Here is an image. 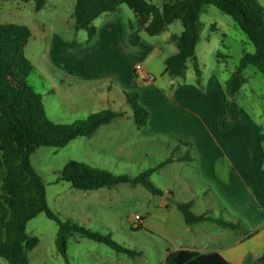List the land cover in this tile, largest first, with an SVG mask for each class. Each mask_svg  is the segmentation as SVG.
<instances>
[{"label": "rangeland", "instance_id": "obj_1", "mask_svg": "<svg viewBox=\"0 0 264 264\" xmlns=\"http://www.w3.org/2000/svg\"><path fill=\"white\" fill-rule=\"evenodd\" d=\"M150 1L160 4L166 0ZM258 1L264 5V0ZM74 3L75 0H45L44 7L39 11L34 9L33 1L0 3L1 24L23 25L31 32L24 55L34 72L27 81L41 95L45 114L50 121L68 125L103 110L123 114L99 127L90 137L76 138L62 148L40 147L29 156L30 166L45 186L47 205L61 221L74 222L96 234L108 235L120 246L139 253L132 256L118 253L104 244L74 233L67 240V264H161L166 253L174 250L176 245L194 243L202 246L220 240L225 245L234 239L236 233L244 234L246 230L240 225L238 231L223 229L221 238L213 233L198 237L195 232L197 224L194 223L187 225H190L195 236H187L183 231L186 226L181 221L182 214L172 209L165 211L158 208L161 198L139 184L121 183L111 188L83 191L58 180L62 168L70 161L112 175L134 177L155 167L159 160L170 155L169 151L160 149L148 140L144 129L135 126L131 108L121 92L114 88L118 85L111 76L97 71L86 54L76 59V65H71V54L84 51L87 43L86 32L74 29ZM115 13L111 19L118 18L122 23L129 20L137 26L133 14L125 6H120ZM108 15L94 20L93 25L98 33H105L108 28L110 19L107 17H111ZM181 31V24L176 21L166 27L159 37L162 39L165 33L179 35ZM113 33H123V30L115 28ZM198 33L195 53L203 74L215 71L220 79L227 80L228 73L236 69L240 58L253 52L252 44L233 19L212 5L203 6L198 17ZM188 67L186 76L190 77L192 70L189 64ZM149 68L155 73L162 65L153 59ZM151 76L159 80L158 76ZM242 76L245 84L233 99L243 110L242 115L264 125V77L250 65L244 68ZM196 86L201 87V83ZM182 151L172 154L177 157ZM148 181L159 190L169 184L177 200H182L183 195H197L193 213L200 210L201 213L206 212L205 216L215 214L220 220L236 224L226 214L216 213L210 205L202 202L200 191L203 187L196 176L195 166L167 167L152 172ZM205 208L210 211H205ZM135 215L142 221L134 222ZM56 232V224L43 213L27 222L25 234L38 241L37 246L28 253L29 264H65L56 252ZM247 236L250 237L251 233H247ZM258 258L250 254L243 262L249 260L248 264H256ZM0 264L6 262L0 258Z\"/></svg>", "mask_w": 264, "mask_h": 264}, {"label": "trees", "instance_id": "obj_2", "mask_svg": "<svg viewBox=\"0 0 264 264\" xmlns=\"http://www.w3.org/2000/svg\"><path fill=\"white\" fill-rule=\"evenodd\" d=\"M8 1L12 0H0V3ZM19 1H33L36 11L45 5V0ZM205 5H212L230 16L253 46V52L240 58L236 69L225 81L227 117L223 119V124H227L244 113L233 99L245 84L246 80L242 76L244 68L253 66L264 77V8L257 0H166L160 4L150 0H75L72 18L74 29L84 30L86 40L90 41L95 33L94 20L125 6L133 14L137 25L131 24L130 27L131 45L138 42L141 31L139 25L144 28L147 36H156L179 21L182 31L175 38V53L165 60L164 74L171 79H183L188 63H191L195 83L200 85L201 72L195 61V49L199 39L198 17ZM30 38L31 32L27 27L0 23V258L6 264H29L28 253L37 246L38 241L25 234V227L28 221L40 213L57 226L55 248L65 264L67 240L74 233L104 244L115 252L129 256L139 255L120 246L108 235L96 234L74 222L61 221L49 209L45 186L29 164L30 154L40 147L62 148L76 138L90 137L99 127L122 117L123 114L103 110L68 125H58L50 121L45 114L41 95L27 81L28 76L34 72L24 55ZM134 86L137 88L139 84L134 82ZM123 98L131 108L135 126H144L148 113L138 104V93H124ZM257 143V152L264 160V125L259 129ZM177 159L190 160L187 155ZM172 161V158H168L134 177L112 175L107 171L70 161L62 168L58 180L83 191L111 188L121 183L139 184L152 195L161 196V191L148 178L152 172ZM257 184L264 188V164L257 173ZM176 208L182 214L185 224L214 222L224 228L238 227L237 224L218 218L194 215L190 210V203L177 204ZM248 263L249 260L244 261V264ZM161 264L230 263L217 252L199 253L177 249L168 251Z\"/></svg>", "mask_w": 264, "mask_h": 264}, {"label": "crops", "instance_id": "obj_3", "mask_svg": "<svg viewBox=\"0 0 264 264\" xmlns=\"http://www.w3.org/2000/svg\"><path fill=\"white\" fill-rule=\"evenodd\" d=\"M260 5L264 8L263 4ZM117 10L108 13L111 17H107L110 20L105 33H98L95 28L92 39L84 45L85 50L71 54V65H76V59L86 54L97 71L101 70L105 76L109 75L116 81L118 87L114 88L122 95L136 91L138 104L148 113L146 123L141 127L147 133V139L170 153L159 160L157 165L168 158L173 159L157 171L176 165L195 166L196 176L203 187L200 191L202 202L210 205L216 213L226 214L238 227L241 225L246 230L241 235L236 233L234 239L225 245L220 240L202 246L194 243H188V246L176 245L173 249L217 252L230 264H243L244 258L250 254L255 258L260 257L264 249V188L257 184V173L263 167L264 160L257 152V135L262 124L246 115L223 124L226 117V80L220 79L215 71L208 74L200 71L201 87H198L191 63L188 64L192 76L187 77L185 73L183 79H171L164 74V63L168 56L175 53L173 50L176 51L175 38L178 35L165 33L160 39L162 33L147 36L144 31H140L137 44L131 45L129 37L132 23L129 20L122 23L118 18L111 19ZM115 28L122 29L123 33H113ZM153 59L162 65L155 73L149 68ZM195 61L197 63L196 53ZM138 63L144 73L158 76L159 80L153 78L151 82H144L139 79L134 70ZM134 82L139 84L137 88ZM180 150H183L182 153L174 157L172 153ZM185 155L190 160L178 161L177 158ZM169 187L168 184L161 188L158 208L177 212V204L190 203L193 213L198 201L197 195L191 193L177 200L173 195L175 192ZM205 211L210 209L205 208ZM200 213L198 210L193 214L204 215L206 212ZM212 217L217 218L215 214ZM196 224L198 237L213 233L221 238L223 229L238 231V228H224L214 222ZM185 226L184 230L181 227L185 234L195 236L190 225ZM247 233H251V236L248 237Z\"/></svg>", "mask_w": 264, "mask_h": 264}, {"label": "built area", "instance_id": "obj_4", "mask_svg": "<svg viewBox=\"0 0 264 264\" xmlns=\"http://www.w3.org/2000/svg\"><path fill=\"white\" fill-rule=\"evenodd\" d=\"M134 70L138 74V78L141 79L144 82H151L153 81V77L147 73H144L142 70V67L140 65H135ZM134 222H140L141 218L137 215L134 216Z\"/></svg>", "mask_w": 264, "mask_h": 264}, {"label": "water", "instance_id": "obj_5", "mask_svg": "<svg viewBox=\"0 0 264 264\" xmlns=\"http://www.w3.org/2000/svg\"><path fill=\"white\" fill-rule=\"evenodd\" d=\"M139 28L141 29V31H143V27L139 25ZM256 264H264V253L261 257H259L257 260H256Z\"/></svg>", "mask_w": 264, "mask_h": 264}]
</instances>
